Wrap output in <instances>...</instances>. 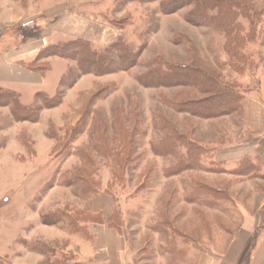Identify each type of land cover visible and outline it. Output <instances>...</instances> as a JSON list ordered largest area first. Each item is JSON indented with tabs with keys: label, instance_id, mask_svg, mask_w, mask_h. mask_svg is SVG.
<instances>
[{
	"label": "rangeland",
	"instance_id": "1",
	"mask_svg": "<svg viewBox=\"0 0 264 264\" xmlns=\"http://www.w3.org/2000/svg\"><path fill=\"white\" fill-rule=\"evenodd\" d=\"M207 1L0 0L6 22L35 27L37 16L49 15V30L64 20V31L92 36L85 39L103 54L121 39L137 52L134 65L103 64L94 74L44 49L38 70L58 57L67 65L55 103L27 94L23 101L38 107L21 119L0 104V264H88L77 249L93 242L88 225L105 221L93 210L97 194L114 199L111 224L126 239L131 264H200L202 254L230 253L250 217L263 216L264 225L260 161L252 170L243 161L227 166L206 150L192 167L182 165L185 140L215 151L264 137L247 126L245 112L247 96L264 103V0H239L242 48L229 46L227 25L201 20ZM172 69V79H153ZM190 69L235 83L241 107L197 114L207 94L181 76Z\"/></svg>",
	"mask_w": 264,
	"mask_h": 264
},
{
	"label": "crops",
	"instance_id": "2",
	"mask_svg": "<svg viewBox=\"0 0 264 264\" xmlns=\"http://www.w3.org/2000/svg\"><path fill=\"white\" fill-rule=\"evenodd\" d=\"M46 17L48 18L49 15L37 16L35 27L32 25L27 28L17 21L10 20V22L8 20L6 22L2 16L0 19V23H2L0 28H3L0 32V87L19 93L20 100L24 104H33V101L30 103L23 101L27 94L33 97L41 91L51 96L55 95L67 69L66 62L59 57L50 59V69L54 72L53 77L48 76L50 69L41 71L31 68L29 64L37 60L40 52L46 47L79 36L64 31V20L59 22L60 26L63 25L61 28L50 27L49 30L52 22L45 19ZM54 18L56 17L54 16ZM65 23H67L66 20ZM15 26L17 30H14ZM13 31H17V34H12ZM11 35L17 37L15 41L11 40ZM81 36L87 37L89 40L92 37ZM255 95L253 94L250 99H247L248 96L245 98L247 101L245 112L247 126L257 132L264 130V103L260 99L253 98ZM235 145L218 146L213 154L214 160L227 166L237 167L245 158L249 157L252 162L260 161L264 166V154L258 151L256 145L253 146L246 142ZM260 153L263 155H259ZM93 210L97 214H102L105 221L93 222L88 225L93 242L89 245L86 241V243L80 244L77 250L81 260L88 264H131L132 256L128 253L126 239L116 228L108 224L114 211L113 197L106 193L97 194L93 199ZM257 215L244 222L237 243L232 244L228 249L229 252L231 251L230 253L202 254L200 264H218V262L222 264H264L263 216ZM252 236L255 238L260 236V240L248 242Z\"/></svg>",
	"mask_w": 264,
	"mask_h": 264
},
{
	"label": "trees",
	"instance_id": "3",
	"mask_svg": "<svg viewBox=\"0 0 264 264\" xmlns=\"http://www.w3.org/2000/svg\"><path fill=\"white\" fill-rule=\"evenodd\" d=\"M242 3L246 4L245 1H242ZM201 4L202 2L198 8L200 10L199 16L201 17V20L203 22L219 20V22L223 25H227L228 32L234 35L233 41L229 44V46L232 48H235L236 46L240 48L241 46H239V44H241V39L243 38L241 37L243 29L241 22L238 20V16H244L246 13V10L242 6L241 2L239 0H209L204 2L202 5ZM215 7L218 11L217 15H209V10H212ZM176 8L178 7L176 6L174 9ZM109 50L110 52L103 54L101 53V50L93 48L91 41L85 38H75L69 41L53 44L45 48V51L49 52V55H58L67 58L72 57L73 59H76L79 62L80 70L84 73H100V71L103 69L101 68L103 64L106 65V68L104 69H110L111 67H114V65L127 68L128 66L134 65L136 62L137 52H135L134 49L127 45L122 39L113 42L110 45ZM35 61L30 63L29 66L33 69H39L36 67V65H34ZM40 70L45 71L44 69ZM199 71L200 70L197 69H190L180 73L183 78L185 77L187 82H189L191 85H194L198 90L202 91V93L207 94V97L205 99L203 98L197 105L198 108L194 109L197 111V114L210 117L213 115H221L226 112H233L241 107L243 94L239 91V87L236 86L235 83L223 82L217 77ZM170 73L158 71L157 74L155 73L153 75V79L155 80L157 76V80L155 81H162L163 77L167 76H169L168 78L172 79L175 73L174 69H172V72ZM63 79L64 77L62 78L61 83ZM57 95L58 93L51 96L46 92L40 91L36 96L37 98L44 100L46 105L51 106L55 103L54 101L56 100ZM0 104L9 105L14 115L19 119H21V117L29 118L28 115L35 114V110H37L38 107L35 103H22L19 93L13 90L4 89L2 87H0ZM193 108H195V105ZM185 141L187 148V158L184 160V162H182V165H185L186 167H192V165H195L198 162L200 155L205 153L206 150L207 154L209 155L211 153V156L213 157L214 150L212 148L209 149L202 145H197V143L192 140ZM254 143H256L255 145L257 146L259 152H264V137H262L260 142ZM212 160L213 159H211V162ZM212 164L213 166L210 167V170L217 169L218 165H216L214 162H212ZM243 164H246V166L251 170L254 167V164L249 157L243 160ZM243 164H241V167ZM240 170H243V168ZM114 215L115 212L108 222L111 227L116 228V226L111 224L112 222L114 223ZM66 264L75 263L67 261Z\"/></svg>",
	"mask_w": 264,
	"mask_h": 264
}]
</instances>
